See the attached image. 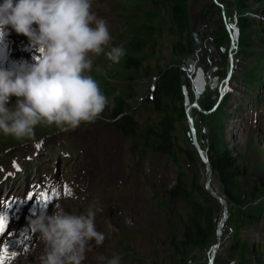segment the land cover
<instances>
[{
    "label": "rangeland",
    "instance_id": "374dc122",
    "mask_svg": "<svg viewBox=\"0 0 264 264\" xmlns=\"http://www.w3.org/2000/svg\"><path fill=\"white\" fill-rule=\"evenodd\" d=\"M189 2L194 49H203L204 41L215 29L219 32L215 44L222 52L218 68L212 71L209 80H204L201 91L196 86V76H192L190 85L187 81L190 53L177 54L173 50L179 35L166 0H92L91 10L109 27L110 46H119L125 51L119 63H113L103 53L91 56L92 67L86 74L99 82L108 98L102 118L94 123H82L68 133H59L55 125H38L34 137L24 140L0 132V150L38 138L54 142L70 137L71 146L81 151L82 155H78L81 161L72 160V172H77L79 177V195L63 205L67 212L76 215L86 214L92 208L96 213V229L105 235L102 245L90 242L82 264L106 263L114 255L122 257L121 264L174 261L171 241L176 244L181 241L190 209L181 199L176 201V206L171 204L167 190L175 184L180 167L187 172L189 180L196 169L191 167L185 154L176 162L150 148L143 152L131 148V141L123 138L110 117L117 99H124L135 107L142 127L154 128L163 113L154 106L152 87L159 68L169 64H179L184 70L186 116L177 111V142L197 152L200 163L203 160L193 142V133L190 134L192 126L206 157L212 145L220 151L229 147L247 169L244 189L256 185L264 195V121L259 120L255 128L249 124L248 116L242 120L241 115L252 99L247 93L253 95L254 89H259L263 82L264 0H246L243 5L239 0ZM109 50L110 47L105 48V52ZM134 60L139 62L138 67ZM263 93L260 91L257 96ZM149 96L151 101L147 102ZM14 99L11 98L8 107L15 106L17 98ZM239 101H245L244 105L238 107ZM232 115L236 119L233 123ZM242 123L243 131H238ZM231 124L237 126L231 128ZM31 148L32 145H25L19 152ZM8 151L0 155V163L5 160L9 163V156L5 158ZM48 158L45 166L53 168L58 157ZM210 174L211 185L220 196L221 187L215 173L205 167L200 177L205 183ZM218 200L217 229L205 244V264H213L215 258L225 260L219 261L220 264H264V207L261 211L253 208L258 219L247 222L239 214V208L225 206ZM201 249L204 248L189 249L187 257L191 258ZM40 255L18 264H40Z\"/></svg>",
    "mask_w": 264,
    "mask_h": 264
},
{
    "label": "clouds",
    "instance_id": "9594fccd",
    "mask_svg": "<svg viewBox=\"0 0 264 264\" xmlns=\"http://www.w3.org/2000/svg\"><path fill=\"white\" fill-rule=\"evenodd\" d=\"M91 0H4L0 4V38L10 26L29 38L35 63L0 67V132L17 140L31 139L38 125H55L61 133L102 118L108 98L86 71L91 56L105 54L113 63L125 55L110 46L107 22L91 10ZM37 25L38 27H33ZM110 50L105 52V48ZM16 104L8 107L10 97ZM29 220L31 234L43 245L40 264H82L90 242L102 245L95 211L72 214L59 203ZM104 260V257H100ZM114 255L106 264H121Z\"/></svg>",
    "mask_w": 264,
    "mask_h": 264
},
{
    "label": "trees",
    "instance_id": "16d2710c",
    "mask_svg": "<svg viewBox=\"0 0 264 264\" xmlns=\"http://www.w3.org/2000/svg\"><path fill=\"white\" fill-rule=\"evenodd\" d=\"M171 10L175 29L179 35L178 41L173 44V50L177 54L191 53L194 51V40L190 34V2L189 0H166ZM240 4L246 0H239ZM261 2L262 0H255ZM251 41H249V44ZM252 44V43H251ZM138 67V61L134 60ZM184 70L179 64H169L159 68L153 94L154 106L163 113L159 123L152 128L150 125L142 127L136 117V109L124 99H117V105L110 117L123 138L131 141V148L143 152L150 148L156 154L180 162V155L185 154L196 169L189 180L187 172L180 167L175 184L167 190L169 202L176 206V201L183 200L190 209V213L184 223L182 239L179 243L171 241L173 263L186 264L189 249L196 247L205 248V244L216 233L217 212L219 200L205 186L200 173L207 167L205 162L200 163L197 152L188 147L181 146L176 139L177 111L186 116L185 97L183 92ZM211 173L219 178L221 187L220 196L231 208H239L242 219L247 222H255L258 218L254 215L255 208L261 211L264 207V195L256 185L244 189L247 169L241 166L236 155L229 147L222 151L214 145L207 151ZM174 206H169L171 209ZM174 247V248H173ZM172 262V261H171Z\"/></svg>",
    "mask_w": 264,
    "mask_h": 264
},
{
    "label": "flooded vegetation",
    "instance_id": "af4514ba",
    "mask_svg": "<svg viewBox=\"0 0 264 264\" xmlns=\"http://www.w3.org/2000/svg\"><path fill=\"white\" fill-rule=\"evenodd\" d=\"M218 34L219 32L217 33L214 29L209 39L204 41V48L198 51L194 49V51L188 55L187 67L189 69V77L187 81L189 85L191 84L192 76H196L197 83H200V87L203 88L204 80H209L212 71L218 68L222 54L215 44ZM219 261L224 262L225 260L215 258L213 264H220ZM186 264H205V248L198 250L191 258L187 257Z\"/></svg>",
    "mask_w": 264,
    "mask_h": 264
},
{
    "label": "water",
    "instance_id": "95a60500",
    "mask_svg": "<svg viewBox=\"0 0 264 264\" xmlns=\"http://www.w3.org/2000/svg\"><path fill=\"white\" fill-rule=\"evenodd\" d=\"M200 85H201L200 83H197V84H196V86H197V88H198V91H201V90H202V88L200 87ZM154 88H155V86L152 87V90H154ZM146 101H147V102H150V101H151V97H150V96L147 97V98H146ZM194 130H195V127L192 126L191 129H190V134L193 133V134H192V136H193V142H194V144H195V146H196V148H197V150H198V152H199L200 157L202 158L203 162H205V163L207 164V168H208V170L211 172V169H210V167H209V160H208V158L205 156V152L203 151V149H202L201 146L199 145L198 140H197V137L195 136ZM205 186H206V188H207V189H208L213 195L217 196V197L220 199V201H221L225 206H227V202H226V200H225L223 197L218 196V193L215 191L214 187L211 185V174L208 176V178H207V180H206V182H205ZM218 233H219V231H218ZM217 246H218V245H216V247H217Z\"/></svg>",
    "mask_w": 264,
    "mask_h": 264
},
{
    "label": "snow or ice",
    "instance_id": "6c2138e0",
    "mask_svg": "<svg viewBox=\"0 0 264 264\" xmlns=\"http://www.w3.org/2000/svg\"><path fill=\"white\" fill-rule=\"evenodd\" d=\"M37 147H39V145H37ZM41 195H42V202L45 205L50 204V201H49V199L47 197V194L46 193H42ZM33 198L34 197H33V195L31 193L27 194V199L31 200ZM6 230H7V221H6V219L0 217V237H2L5 234ZM8 234L11 235L10 233H8ZM0 242H2V241H0ZM4 251L7 252L8 249L5 248Z\"/></svg>",
    "mask_w": 264,
    "mask_h": 264
},
{
    "label": "bare ground",
    "instance_id": "6f19581e",
    "mask_svg": "<svg viewBox=\"0 0 264 264\" xmlns=\"http://www.w3.org/2000/svg\"><path fill=\"white\" fill-rule=\"evenodd\" d=\"M237 97V96H236ZM234 126H237V124H234ZM93 171V170H92Z\"/></svg>",
    "mask_w": 264,
    "mask_h": 264
}]
</instances>
